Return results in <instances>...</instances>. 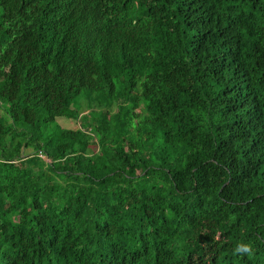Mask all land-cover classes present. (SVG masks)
I'll list each match as a JSON object with an SVG mask.
<instances>
[{"label":"trees","instance_id":"obj_1","mask_svg":"<svg viewBox=\"0 0 264 264\" xmlns=\"http://www.w3.org/2000/svg\"><path fill=\"white\" fill-rule=\"evenodd\" d=\"M0 264H264V0H0Z\"/></svg>","mask_w":264,"mask_h":264},{"label":"clouds","instance_id":"obj_2","mask_svg":"<svg viewBox=\"0 0 264 264\" xmlns=\"http://www.w3.org/2000/svg\"><path fill=\"white\" fill-rule=\"evenodd\" d=\"M233 254L237 256H251L254 254V250L250 243H237L233 249Z\"/></svg>","mask_w":264,"mask_h":264}]
</instances>
